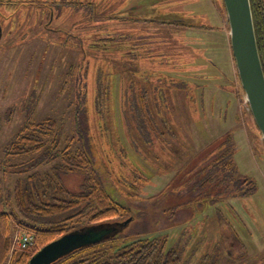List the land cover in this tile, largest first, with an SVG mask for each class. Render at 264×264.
I'll use <instances>...</instances> for the list:
<instances>
[{"label": "rangeland", "instance_id": "rangeland-1", "mask_svg": "<svg viewBox=\"0 0 264 264\" xmlns=\"http://www.w3.org/2000/svg\"><path fill=\"white\" fill-rule=\"evenodd\" d=\"M166 1L0 0V27L2 28L0 36V211L12 205L9 194L17 181L35 171H45L48 166L43 163L29 168L24 166L20 168L24 170L18 172L8 168L2 169L5 148L14 140L23 122L27 118L35 121L46 117L54 118L60 126L63 137L75 140L81 136L80 132L85 138L84 134L89 128L88 121L96 115L94 116L96 123L99 120L105 123V132L100 131V144H98L97 138L91 134L89 128L84 145L86 150L91 149L98 155L95 158L98 168L102 170L103 163L106 161H111V165L116 167L117 158L115 157H118V152L114 157L105 158L103 142L106 143V139L109 138L115 143L119 135L125 148L122 151L124 158L128 160L129 157V160L143 172L134 176L149 179L146 185L140 186L141 192L138 190L133 192L135 197L128 200L132 220L123 229L121 237L139 238L141 224L138 223L146 219L147 227H149L146 233L148 237L165 234L167 247L176 244L180 249L179 264H264V144L244 100L233 64L223 2L222 0H177L180 3L179 8L168 9L165 5ZM67 2H86L91 5H78L76 9L71 7L72 9L61 10L59 4H69ZM141 4L138 11L133 9L134 6ZM114 9L118 11L119 16L125 14V16L139 15L141 18L161 19L169 14L168 10L179 12L180 9L185 17H189L190 23L208 27L204 29L182 25L171 26V24L158 22L150 24L138 21L120 22L117 17L110 19L114 15L112 14ZM107 18H109L108 21H106ZM102 30H107L108 33L103 35ZM149 37H151L150 41H148ZM101 39L110 41L104 44ZM189 45L204 54L209 49L211 53L216 52L218 58L215 61L224 64L220 67L217 63L226 73L227 81L230 80V82H226V79L218 73L216 66L208 64L197 55H192L190 48L187 47ZM130 51H133L131 57L128 56ZM115 54L121 56L120 65H123V70H127L124 66L135 68L136 65L138 68L136 74L139 79L134 78L136 83H133L136 94L142 77L151 73L154 76L148 79L153 81H156L155 78L160 79L157 80L160 82L166 77H175L183 82L185 87L181 90H173L171 93L168 89L167 97L170 113L182 136L177 135L178 138H172L171 134L166 135L165 128L173 132L172 122L170 123L169 119L167 123L170 127L164 124V128L156 119L155 112L150 109L151 102L148 101L146 107H143L137 96L133 95L132 100L129 99L125 92L128 86L125 84L124 74L121 79L124 91L121 92L119 75L113 68L115 65L118 66L119 61L117 60L118 62L114 64L111 61ZM192 56L194 59L191 58ZM195 63L199 66L205 64V66L191 71L190 65ZM140 64L153 67L144 68ZM174 65H179L183 69L179 73H172L171 66ZM111 69L114 72L112 75H110ZM98 79L102 82L107 79L109 82L108 94H105L104 98H106L107 109L113 111L111 119L114 125L108 121L110 117L108 110L105 111L108 117H104L103 107L94 114L91 112L97 94ZM190 82L197 84L192 102L189 101V94L193 89L188 84ZM218 84L224 85L228 90H215ZM229 88H233L236 92ZM132 106L134 111L132 110L130 114L128 108ZM125 114L127 115L126 123L129 116H132L138 127L143 125L149 127V123L155 119L156 131H163V139L157 137L155 133L151 136V146L154 150H159L158 154L163 155L153 158L154 164L147 162L143 155L131 151L128 146L122 127L125 124ZM193 117L194 121L191 120ZM76 120L79 122L76 123ZM230 129H233V167L241 178H246L253 184L254 189L248 193L246 191L248 186L244 187V190H233L231 187L219 197L215 195L211 197L212 200L219 198V201L204 202L200 209H197L198 207L191 209L193 217L189 222L161 230L157 222L164 218L161 215V208H156V203L150 205L149 201L156 200L160 195L156 194L162 190L165 191L170 183L182 182V185L174 187L171 191L177 192L184 189L183 182L189 178L188 175H183L180 169L184 157L174 153L167 157L164 155V149L160 148L161 145L168 147L171 153V146L176 144L181 150L182 146H186L184 139H187L194 143L197 149H202L213 138H219L220 135L224 137L223 134ZM80 143L75 141L71 146L81 149ZM114 147L116 148L115 145ZM215 152L218 151L212 154ZM213 157L212 155L210 158ZM121 161L123 166L125 162ZM215 167V163L212 162L208 168L213 173ZM59 175L69 190L80 189L82 173L59 172ZM104 177L107 178L105 175ZM212 180H215L214 176ZM212 180L211 183L218 184L214 187V191H219L222 187L219 189V183ZM130 191L129 189L128 192ZM244 191L245 194H243ZM141 198L146 199L142 201ZM145 200H148V203H145ZM184 200H187V197ZM124 220L123 217L119 221ZM143 231L145 233V230ZM18 232V229L12 230L9 249L2 264H19L15 262V255L19 250L24 249L12 245L13 238Z\"/></svg>", "mask_w": 264, "mask_h": 264}, {"label": "trees", "instance_id": "trees-1", "mask_svg": "<svg viewBox=\"0 0 264 264\" xmlns=\"http://www.w3.org/2000/svg\"><path fill=\"white\" fill-rule=\"evenodd\" d=\"M249 1L251 11H253L254 30H256L258 24L261 26V23L262 21L264 22V20L259 12L255 14L256 11L254 10V7H252L253 0ZM67 3L69 4H59V8L61 10H68L69 8L72 9L71 7H75L76 9L78 5L88 6L90 4L86 2ZM165 5L168 6V9H178L180 3L177 0H167ZM141 6L142 4L136 5L133 9L138 11ZM178 11L179 12L168 10L169 14L161 19L154 17L141 18L139 15H135L136 17L133 15L125 16V14L119 16L118 11L114 9L112 14L115 16L113 15L110 19L117 17L120 19V22L138 21L148 22L149 24L158 22L167 25L171 24V26L182 25L190 28L200 27L204 29L208 27L207 25L198 26L195 23H190V20H188L189 17H185L182 10L179 9ZM107 13L111 14L108 11ZM108 20L109 18L106 19V21ZM101 33L104 35L105 33H108V31L102 30ZM106 38H108V36ZM150 40L151 37H149L148 41ZM102 41H104V44H108V41L110 40L106 39ZM148 41L145 40V42L149 43ZM187 47L190 48L192 55H197L208 64L216 66L219 71L218 73L226 79V82H230L229 79V81H227L226 73L220 69V65L224 66V64L215 61L218 58L216 52L211 53L209 49L207 50V53L205 52L204 54V52L196 51L192 45ZM257 48L260 56L258 41ZM133 51H130V54L127 55L131 57V52ZM127 55L125 57H127ZM150 55L151 54L149 53V56ZM191 58L194 59L193 56ZM115 59L116 61H113ZM111 61L113 64L118 62V66L115 65L112 67L119 75L121 92L124 91L123 83L121 85L122 74H124L125 84L128 86V89L125 92L128 94L129 99H131L133 95L137 96L143 107H146V103L148 104L151 102L149 107L155 112L156 119L160 121L164 128V124L170 127V124L167 123L169 122V119L170 123L172 122V133L174 136L168 128H165L166 135L171 134L170 137L172 136V138H178L177 135L182 136V133L176 127V123L170 113L171 109L167 97L168 89L171 93L173 90H181L185 87L183 82L177 80L175 77H166V79H162L160 82H158L160 79L155 78L156 81H153L148 79L153 75L151 73L142 77V82L139 81L140 88L136 94L134 92L135 85L133 84L136 83L134 78L139 79L136 74V70L138 69L136 65L135 68L133 66H124L127 70H123V65H120L122 58L119 54H115ZM260 61L262 64V59ZM141 64L140 66L144 68L153 67ZM190 66L191 71H196L197 69L204 67L205 64L199 66L195 63ZM181 69L183 68L179 65L171 66L172 73H179ZM262 69L264 72L263 65ZM112 74H114V72L111 69L110 75ZM195 83H188L193 88L190 91L191 94H189L190 102L194 99V90L197 86ZM185 84H187V82ZM108 85L109 82L107 79L105 82L98 79L96 87L97 94L91 112L94 114L95 112H98V109H102L103 107L102 112L104 113V117H108L106 116L107 114H105V111L108 110L110 116L108 117V121H111L114 125V121L111 119L113 111L112 109H107L106 98H104L105 94H108ZM216 89L228 90L221 84L215 86V90ZM230 89L234 90L233 88H229V90ZM234 91L236 92V90ZM128 110H130V114H132L131 111H134V107L132 106V108L130 107ZM94 116L96 117V115H93L90 120L91 122L88 121L87 125L90 128L91 134L97 138L96 141L100 144L99 134L100 131L105 132L106 125L100 120L96 123V118ZM236 117L238 119L237 115ZM126 118L127 115L125 114L124 122ZM154 120H150L149 127L146 125L138 127L134 117L129 116L128 122H125L122 126L123 133L131 151L143 155L142 157L147 162L153 164V158L155 159L158 155H161V153L158 154L159 150L156 151L151 146V136L155 133L157 137L163 139V131H156ZM191 120L194 121V117ZM78 122L79 121L76 120V123ZM198 123L202 122L198 121ZM89 128L88 132L84 134L85 138H87ZM232 131L233 129L226 131L225 134H223L224 137L220 135L219 138H213L209 141V144L202 149H197L194 143L183 137L184 141H186V146H182L181 150H179L176 144H174L171 146L172 152L170 153L168 147L161 145L160 148L164 149V155H167V157L172 155V153L184 157L180 169H182L183 175L189 176L187 181L183 182L185 183L184 189H180L177 192L171 191L174 190V187L182 185V182H178L177 184L170 183L165 191L162 190L156 194H160L156 200L149 201L150 205L156 203V208H161V215H163L164 218L157 220L161 230L181 225L184 222H189L193 217L191 209L196 207H198L197 209H200L204 202L214 203L219 201V198H213L212 200L211 197H213V195L219 197L221 194L226 193L231 187L233 190H237L248 186L246 190L248 193L254 189L253 184L248 179L241 178L238 175L236 168L233 167L232 154L234 142L232 139ZM178 132L180 134H178ZM80 134L81 136L75 140L73 138H64L60 126L54 118L46 117L39 121L27 118L17 131L14 140L5 148V156L2 161V169L4 170L5 168H8L18 172L24 170L20 169L24 166L29 168L41 163L47 164L48 166L45 171H35L32 174H28L22 180L17 181L14 188L10 190L9 195L11 196L12 205L0 211V264H2L6 258L12 230L18 229L19 232H25L33 236V244L31 248L24 249L23 251L19 250L15 255V262L25 264L40 247L58 238L62 234L69 232H83L87 228L98 229L102 227L110 228L113 226H115L116 229L104 236L101 240L76 248L50 264H179L181 258L180 249L176 244L167 247V237L165 234L162 236L157 235L148 237L146 233L148 232L149 227H147L148 222L146 219L143 222L138 223L141 224V227L139 228L141 233L139 234V238H133L131 236V238L127 237L128 239H126L125 237H121L123 229L132 220L130 218L131 206L128 204V200H130L131 197L134 198L135 195L133 196L132 193L137 190L140 191V186L142 187L143 184L146 185V181L149 179L134 176V174H142L143 172L129 160V157L128 160L124 158V152L122 151L125 148L119 135L117 136L115 143L109 138L106 139V143L103 142L105 146V158L108 157L109 159L110 157H114L118 152V157H115L117 158L115 163L116 167L111 165V161H106L103 163L104 168L100 170L97 163L95 164V158L98 155L91 151V149L86 150L84 145L85 138L81 132ZM75 141L81 142L79 144L81 149L71 146ZM114 148L116 150H114ZM214 151L218 152L212 154ZM212 155L214 157L210 158ZM121 160L125 162L123 166L121 165ZM212 162L216 165L213 171L215 174H213L212 170L208 168L209 164ZM27 168L25 169L27 170ZM218 171L219 173H217ZM59 172L82 173L83 180L80 189L77 191L69 190L61 180ZM104 175L107 178H105ZM213 176L215 180H212ZM211 180L219 183V189L220 187L222 188L215 192L214 187H217L218 184L211 183ZM129 189L131 190L130 192H128ZM245 193L246 192L244 191L243 194ZM186 197L187 200H184ZM141 199L143 201L146 198ZM145 201V203H148V200ZM185 216L186 218H182ZM123 217L125 220L119 221L120 218ZM155 218L157 219V217ZM143 230H145V233Z\"/></svg>", "mask_w": 264, "mask_h": 264}, {"label": "water", "instance_id": "water-1", "mask_svg": "<svg viewBox=\"0 0 264 264\" xmlns=\"http://www.w3.org/2000/svg\"><path fill=\"white\" fill-rule=\"evenodd\" d=\"M229 45L244 100L264 144V72L257 48L249 0H222ZM116 229L87 228L69 232L40 247L25 264H50L59 257L86 244L101 240Z\"/></svg>", "mask_w": 264, "mask_h": 264}, {"label": "flooded vegetation", "instance_id": "flooded-vegetation-1", "mask_svg": "<svg viewBox=\"0 0 264 264\" xmlns=\"http://www.w3.org/2000/svg\"><path fill=\"white\" fill-rule=\"evenodd\" d=\"M252 7H254V10L260 13V16L264 20V0H253L252 1ZM253 13V11H252ZM253 17V15H252ZM258 28V29H257ZM255 31V37H256V43L258 41V46L260 50V58L262 59V65L264 67V22L262 21L261 26L258 24ZM2 33V28L0 27V36ZM260 59V60H261Z\"/></svg>", "mask_w": 264, "mask_h": 264}, {"label": "built area", "instance_id": "built-area-1", "mask_svg": "<svg viewBox=\"0 0 264 264\" xmlns=\"http://www.w3.org/2000/svg\"><path fill=\"white\" fill-rule=\"evenodd\" d=\"M33 244V236L25 232L15 234L12 245L22 249H26Z\"/></svg>", "mask_w": 264, "mask_h": 264}, {"label": "crops", "instance_id": "crops-1", "mask_svg": "<svg viewBox=\"0 0 264 264\" xmlns=\"http://www.w3.org/2000/svg\"><path fill=\"white\" fill-rule=\"evenodd\" d=\"M227 30H228V23H227ZM228 39H229V37H228ZM230 46V45H229ZM230 59H231V57H230ZM232 59H233V57H232ZM233 64H234V60H233ZM232 64V65H233ZM234 67H235V64H234Z\"/></svg>", "mask_w": 264, "mask_h": 264}]
</instances>
